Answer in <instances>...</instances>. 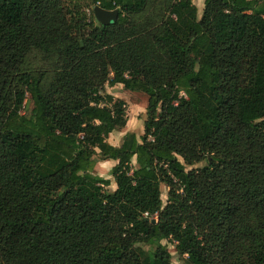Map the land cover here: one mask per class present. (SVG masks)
I'll return each instance as SVG.
<instances>
[{"label":"trees","instance_id":"16d2710c","mask_svg":"<svg viewBox=\"0 0 264 264\" xmlns=\"http://www.w3.org/2000/svg\"><path fill=\"white\" fill-rule=\"evenodd\" d=\"M120 84L147 119L113 145ZM164 241L264 264V0H0V264H173Z\"/></svg>","mask_w":264,"mask_h":264},{"label":"rangeland","instance_id":"374dc122","mask_svg":"<svg viewBox=\"0 0 264 264\" xmlns=\"http://www.w3.org/2000/svg\"><path fill=\"white\" fill-rule=\"evenodd\" d=\"M82 2L86 3L88 0H81ZM194 3L197 5L199 9V15L201 16L203 9H204V3L205 0H194ZM85 12L87 14H90V10L86 8ZM30 67L34 71H38L41 67L40 61L37 57H32L30 59ZM107 92L114 94L116 97L122 98L127 102V114H128V122L129 124L121 131L117 132L113 135V138L110 140L113 143H122L123 139L126 134L128 133H135L139 138L144 133V121L147 119V105H148V96L143 92H134L129 91L124 88L123 85H116L114 87H107ZM30 96H28V99ZM111 162H108L107 160H100V158H97L95 170L96 172L105 178H109L112 181L111 186L109 189L111 191L115 190L117 188V185L115 183L114 176L111 174L112 168L117 164L114 160H110ZM115 162V163H114ZM206 163L203 161L201 163H198L193 166H188V169L191 170L193 168H200ZM162 192H163V200L164 202H167L168 198V187L165 185H162ZM164 243H168L167 241H164ZM169 249L173 254V264H181L182 261L180 260L174 246L171 243H168Z\"/></svg>","mask_w":264,"mask_h":264},{"label":"water","instance_id":"95a60500","mask_svg":"<svg viewBox=\"0 0 264 264\" xmlns=\"http://www.w3.org/2000/svg\"><path fill=\"white\" fill-rule=\"evenodd\" d=\"M93 10H94L95 18L102 25H108L111 22L116 21L118 19V16H119V10H117V9L108 10V9H104L100 6H95L93 8Z\"/></svg>","mask_w":264,"mask_h":264},{"label":"crops","instance_id":"0c3cea01","mask_svg":"<svg viewBox=\"0 0 264 264\" xmlns=\"http://www.w3.org/2000/svg\"><path fill=\"white\" fill-rule=\"evenodd\" d=\"M204 5H205V3H204ZM128 124H129V122H128ZM118 131H115L114 133H112L111 135H110V137H109V139H108V141L111 143V144H113V145H120V144H122V143H120V142H118V143H113V142H111L110 140L113 138V135L115 134V133H117ZM119 132H121V131H119ZM126 136V135H125ZM112 137V138H111ZM138 137V136H137ZM125 138V137H124ZM139 138V137H138ZM124 140V139H123ZM108 162H111L110 160H107ZM115 162H117V161H115ZM114 162V163H115Z\"/></svg>","mask_w":264,"mask_h":264}]
</instances>
